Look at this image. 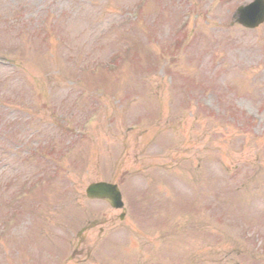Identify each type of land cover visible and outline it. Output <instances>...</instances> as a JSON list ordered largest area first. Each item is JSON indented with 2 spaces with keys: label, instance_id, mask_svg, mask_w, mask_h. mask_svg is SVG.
Returning a JSON list of instances; mask_svg holds the SVG:
<instances>
[{
  "label": "rangeland",
  "instance_id": "1",
  "mask_svg": "<svg viewBox=\"0 0 264 264\" xmlns=\"http://www.w3.org/2000/svg\"><path fill=\"white\" fill-rule=\"evenodd\" d=\"M250 1L0 0V264H264Z\"/></svg>",
  "mask_w": 264,
  "mask_h": 264
},
{
  "label": "water",
  "instance_id": "2",
  "mask_svg": "<svg viewBox=\"0 0 264 264\" xmlns=\"http://www.w3.org/2000/svg\"><path fill=\"white\" fill-rule=\"evenodd\" d=\"M88 196L106 198L113 206L116 207L119 203V195L117 194L115 188L103 184L91 186L88 191Z\"/></svg>",
  "mask_w": 264,
  "mask_h": 264
}]
</instances>
